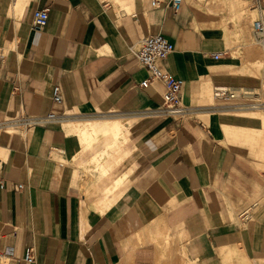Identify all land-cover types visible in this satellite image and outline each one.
I'll list each match as a JSON object with an SVG mask.
<instances>
[{
	"label": "crops",
	"instance_id": "crops-1",
	"mask_svg": "<svg viewBox=\"0 0 264 264\" xmlns=\"http://www.w3.org/2000/svg\"><path fill=\"white\" fill-rule=\"evenodd\" d=\"M106 1L0 0V124L58 115L0 127V264H264V122L208 101L216 85L262 93L264 62L233 54L258 46L253 29L233 34L244 0H219V14L211 11L218 0H183L178 11ZM41 8L49 18L37 27ZM251 11L244 23L252 26L264 19V0L261 13ZM156 34L174 44L162 65L184 81L192 118L156 114L162 83L139 86L149 74L132 49ZM107 120L123 121L126 134L85 142L75 130ZM128 137L118 165L110 150ZM97 192L99 203L90 200ZM27 247L35 263L25 262Z\"/></svg>",
	"mask_w": 264,
	"mask_h": 264
},
{
	"label": "built area",
	"instance_id": "built-area-1",
	"mask_svg": "<svg viewBox=\"0 0 264 264\" xmlns=\"http://www.w3.org/2000/svg\"><path fill=\"white\" fill-rule=\"evenodd\" d=\"M262 0H247L249 8L260 11L261 13ZM183 0H153V6H159L164 3L166 6L171 7L174 11L181 8ZM104 5H109L108 1L104 0ZM49 18V9L41 8L34 11L33 24L37 27L46 25ZM254 43L264 49V19L260 15L259 18L253 22ZM174 50V44L163 34L150 35L142 39L136 49H132V53L137 59L138 63L147 69L148 77L139 83L140 88L144 89L149 86L153 81L162 83L164 106L155 111L156 114H161L166 117H172L177 120L192 118L196 106L185 105L182 101V88L184 81L178 78L173 73L169 72L162 62ZM225 52H217L215 58L222 57ZM3 59L4 57L1 56ZM264 81V74L262 75ZM259 95L256 93L254 96ZM254 96L247 95L240 91L232 90L224 85H216L212 89L213 103L210 107L213 108H229L234 110H253L264 108L263 100H251ZM53 99L56 103L63 102L62 89L59 85L53 88ZM153 112V114H155ZM55 113H49L45 116H20L12 121H5L0 124V127L13 131L18 125H38L46 124L52 119L57 118ZM204 126V121H200ZM23 184H18L17 189L23 188ZM257 202L245 206L239 212L241 221L250 220L253 216ZM24 260L27 263H35V249L34 247H27L24 251Z\"/></svg>",
	"mask_w": 264,
	"mask_h": 264
},
{
	"label": "rangeland",
	"instance_id": "rangeland-1",
	"mask_svg": "<svg viewBox=\"0 0 264 264\" xmlns=\"http://www.w3.org/2000/svg\"><path fill=\"white\" fill-rule=\"evenodd\" d=\"M217 0H215L216 2ZM244 3V6L243 7H240V9H238V13H236V18L238 19H242L243 17L245 19H247L249 16L250 18L252 17V14H254L251 9L249 8L248 6V2L247 0H244L243 1ZM220 4H222V2H220L219 0L213 5V7H211V11L214 12V13H217L219 14L221 11H222V7H220ZM235 17L231 16V19L233 21V19H235ZM245 19H243L244 21L241 23V26H235V24L233 25L232 27V30H233V34L235 36H246L247 34H250L252 32V29H253V25L251 26L249 23H244L245 22ZM252 21V19H250V22ZM250 36V35H249ZM253 41L254 42V39L253 37L249 39V41ZM250 43V42H248ZM245 51L243 53H240L238 50L234 51V55L236 56H239L240 58H242V61L243 62H250V63H253L255 60L257 61V59H259V61L261 62V64L263 65V62H264V49H262L261 47H258V46H249V45H245ZM260 66V65H259ZM251 100H263L264 101V87L262 89V93L257 95V96H254L253 98H250ZM208 101H212L213 102V99L210 98ZM251 114L252 115H255V116H258L262 119H264V108L262 109H253L251 110ZM77 132H79L80 134V129L79 128H76L75 129ZM262 137H264V130L262 131ZM101 143L100 142H96V146L97 147H101ZM258 145V150H261L263 148L264 150V140H261V142ZM117 146H119L118 148H116V146L114 148H112L110 151L113 152V155L116 153V161H117V164L119 163H122V157L124 155H128L129 153V146H130V140H129V137L127 139L124 140V138H121L118 143H117ZM119 149V150H118ZM112 155V157H113ZM261 157V156H260ZM94 163V162H93ZM118 164V165H119ZM103 192H97L95 195H91L92 199H90L91 201H95L97 203H99L100 201H98L96 199L97 195L98 194H102ZM86 195L88 196L89 198V193H86Z\"/></svg>",
	"mask_w": 264,
	"mask_h": 264
},
{
	"label": "bare ground",
	"instance_id": "bare-ground-1",
	"mask_svg": "<svg viewBox=\"0 0 264 264\" xmlns=\"http://www.w3.org/2000/svg\"><path fill=\"white\" fill-rule=\"evenodd\" d=\"M219 110H221V109H219ZM263 122H264V119H263ZM83 125H84L83 127L77 126V128L80 129L81 135L84 138L85 142L89 141L90 139L95 138L96 136L98 137L104 133L106 134L109 132L112 133V135H114L116 138L126 134L124 131L123 121H121V120H107L104 122V126H99L93 122L85 123ZM117 194H119V193H117Z\"/></svg>",
	"mask_w": 264,
	"mask_h": 264
}]
</instances>
